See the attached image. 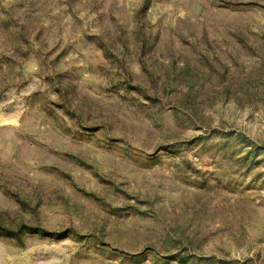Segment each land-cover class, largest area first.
Wrapping results in <instances>:
<instances>
[{
    "label": "rangeland",
    "instance_id": "obj_1",
    "mask_svg": "<svg viewBox=\"0 0 264 264\" xmlns=\"http://www.w3.org/2000/svg\"><path fill=\"white\" fill-rule=\"evenodd\" d=\"M0 264H264V0H0Z\"/></svg>",
    "mask_w": 264,
    "mask_h": 264
}]
</instances>
